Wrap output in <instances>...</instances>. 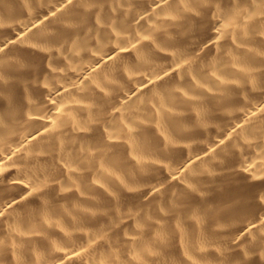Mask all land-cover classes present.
I'll use <instances>...</instances> for the list:
<instances>
[{
    "label": "bare ground",
    "instance_id": "obj_1",
    "mask_svg": "<svg viewBox=\"0 0 264 264\" xmlns=\"http://www.w3.org/2000/svg\"><path fill=\"white\" fill-rule=\"evenodd\" d=\"M0 264H264V0H0Z\"/></svg>",
    "mask_w": 264,
    "mask_h": 264
}]
</instances>
